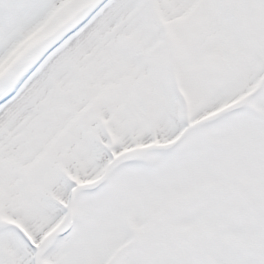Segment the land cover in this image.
<instances>
[{
  "label": "snow or ice",
  "instance_id": "1",
  "mask_svg": "<svg viewBox=\"0 0 264 264\" xmlns=\"http://www.w3.org/2000/svg\"><path fill=\"white\" fill-rule=\"evenodd\" d=\"M0 264H264V0H0Z\"/></svg>",
  "mask_w": 264,
  "mask_h": 264
}]
</instances>
